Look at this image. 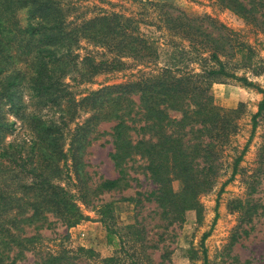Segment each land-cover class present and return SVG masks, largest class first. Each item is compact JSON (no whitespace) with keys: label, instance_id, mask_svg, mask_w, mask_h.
I'll return each instance as SVG.
<instances>
[{"label":"trees","instance_id":"1","mask_svg":"<svg viewBox=\"0 0 264 264\" xmlns=\"http://www.w3.org/2000/svg\"><path fill=\"white\" fill-rule=\"evenodd\" d=\"M217 1L246 21L256 6H264L262 0L252 6L239 0ZM148 4L153 12L160 9L159 20L141 22L110 13L72 27L53 0H0V264H17L27 254L33 256V264H74L80 258H95L92 250H42L32 242L41 230L56 225L71 228L84 221L78 203L89 206L97 193L115 190L124 175L122 167L133 157L145 162L144 170L156 186L145 200L155 205L167 226L182 223L183 214L196 210L198 197L211 190L218 170L211 140L205 143L202 136L214 138L236 128L229 117L233 111L226 113L211 103L212 84L231 80L262 95L251 117V132L255 130L264 112V89L235 73L246 67L249 48L234 31L210 17L190 18L172 6ZM141 26L186 39L200 57L199 73L176 75L179 67L171 64L155 76L102 86L76 101L66 79L76 85L90 83L100 72L120 67L122 59L143 67L158 62V46ZM80 40L106 50L112 60L80 58L74 54ZM80 110L88 117L65 144L64 131ZM169 112L182 116L170 119ZM103 123L113 125L98 131ZM17 130L22 134L8 140ZM104 137L108 138L104 144L112 146L108 156L120 178H99L95 187L88 186L81 156ZM248 142L219 193L233 179ZM173 180L180 182L179 192L173 191ZM71 181L74 193L62 185ZM110 223L102 220L107 243L124 258L113 256L103 263L150 264L148 251L156 249L157 240L148 237L145 227L139 222L125 227ZM202 255L206 264L204 250Z\"/></svg>","mask_w":264,"mask_h":264},{"label":"rangeland","instance_id":"2","mask_svg":"<svg viewBox=\"0 0 264 264\" xmlns=\"http://www.w3.org/2000/svg\"><path fill=\"white\" fill-rule=\"evenodd\" d=\"M53 1L59 5L72 27L79 26L93 17L110 13L136 18L141 22H155L161 17L160 9L153 12L149 2L172 6L190 18L210 17L234 31L237 40L243 42L250 50L246 67L235 70L236 75L246 77L255 86L264 89V6H256L258 9L254 11V15L246 21L217 0ZM239 1L248 6L257 5L256 0ZM19 17L23 19V16ZM141 30L150 34L156 42L160 53L158 62L143 67L129 59H122L120 67L114 71L100 72L90 83L76 85L66 79L76 101L102 86L134 83L146 76H155L160 68L171 64H177L179 67L176 75L199 73L200 57L189 47L186 39L154 27L141 26ZM74 54L80 58L89 56L97 62L111 61L113 58L106 50L81 40ZM233 64L234 61L229 63V67ZM209 94L214 106L226 113L233 111L229 113V117L236 128L234 131H224L220 136L215 135L214 138H210L206 133L202 136L205 143L211 140V150L216 156L218 170L213 178L211 190L198 197L196 210L183 214L182 223L167 226L160 220L155 205L145 200L146 194L155 190L156 186L144 170L145 162L139 157H133L122 167L124 175L115 190L97 193L94 202L89 206L78 203L86 218L84 221L71 228L56 225L49 230H41L34 236L32 246L51 251L60 248L74 252L78 248L92 250L96 254L95 258H80L74 264H104L103 260L113 256L124 258V255L107 243L102 220L118 227L139 222L145 227L148 237L157 240L156 249L148 251L150 264H203V250L206 264H264V112L257 119L255 130L251 132V117L257 112L262 95L255 88L244 87L231 80L212 84ZM168 114L170 119L175 120L182 116L179 112ZM87 117L88 114L80 110L68 123L64 131L67 139L65 144H68L73 130ZM111 125L113 124H100L97 130H108ZM21 134L22 131L17 130L8 140ZM107 139L101 138L83 151L81 157L84 169L89 174L86 181L88 186L95 187L99 178H120L108 156L112 146L110 143L104 144ZM247 142V150L237 165L233 179L219 193L222 184L231 175L234 160ZM67 148L68 146H65V149ZM69 165L70 161L67 162V166ZM70 176L73 177L74 174L71 173ZM72 184L73 181L63 182L62 185L74 193L76 190ZM171 185L174 192L181 190L179 181L173 180ZM207 233L208 236L202 242L203 235ZM164 254L165 258H162ZM17 264H33V256L27 254L26 258Z\"/></svg>","mask_w":264,"mask_h":264}]
</instances>
